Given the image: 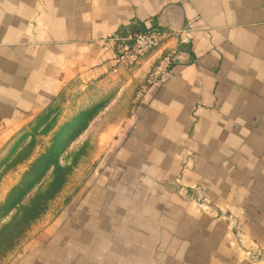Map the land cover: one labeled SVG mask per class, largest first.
Instances as JSON below:
<instances>
[{
    "label": "crops",
    "instance_id": "0c3cea01",
    "mask_svg": "<svg viewBox=\"0 0 264 264\" xmlns=\"http://www.w3.org/2000/svg\"><path fill=\"white\" fill-rule=\"evenodd\" d=\"M155 26L191 40L120 67ZM76 83L123 112L17 264H264V0H0V151Z\"/></svg>",
    "mask_w": 264,
    "mask_h": 264
},
{
    "label": "rangeland",
    "instance_id": "374dc122",
    "mask_svg": "<svg viewBox=\"0 0 264 264\" xmlns=\"http://www.w3.org/2000/svg\"><path fill=\"white\" fill-rule=\"evenodd\" d=\"M113 97L73 84L9 137L0 151V264H17L91 174L123 112L108 110Z\"/></svg>",
    "mask_w": 264,
    "mask_h": 264
},
{
    "label": "built area",
    "instance_id": "2783aa9c",
    "mask_svg": "<svg viewBox=\"0 0 264 264\" xmlns=\"http://www.w3.org/2000/svg\"><path fill=\"white\" fill-rule=\"evenodd\" d=\"M171 38H175L179 44H187L191 40V30L188 27L164 29L155 26L150 30L137 32L131 37L129 44L119 50L116 57L117 63L123 68L133 67L147 54L158 51ZM175 58L176 51L172 50L159 57L157 63L148 72L145 81L136 91L135 104L143 97L149 86L159 84L171 74Z\"/></svg>",
    "mask_w": 264,
    "mask_h": 264
}]
</instances>
